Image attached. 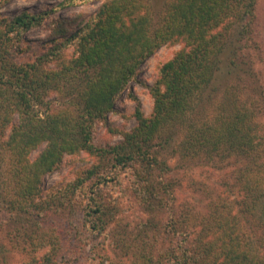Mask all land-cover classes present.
I'll use <instances>...</instances> for the list:
<instances>
[{
  "label": "trees",
  "instance_id": "16d2710c",
  "mask_svg": "<svg viewBox=\"0 0 264 264\" xmlns=\"http://www.w3.org/2000/svg\"><path fill=\"white\" fill-rule=\"evenodd\" d=\"M104 1L92 21L70 36L77 54L59 70L41 68L43 58L19 64L13 56L22 34L52 12H23L0 21V208L9 215L5 244L29 254L43 252L26 264L54 263L65 245L56 215L72 207L86 182L100 173L93 168L50 198L43 194V180L66 155L99 152L111 156L114 168H133L146 220L132 238L128 231L115 232L116 247L133 251L129 260L264 264V110L246 97V90L256 88L239 65L243 47L261 49L255 27L258 0H169L158 12L148 0ZM56 31L66 36L70 28L61 23ZM175 44L182 49L149 86L152 115L146 117L139 105L133 131L124 132V140L110 150H98L96 122L115 111L116 99L150 56ZM230 76L235 82L222 83ZM52 94L63 97L62 108L47 100ZM172 157L180 161L175 166L181 177L171 174ZM229 158L235 160L231 182L205 191L200 205H177L173 195L181 183L176 179L186 180L200 163L222 169ZM83 203L89 211L85 226L101 236L115 219L113 208L102 198L87 197Z\"/></svg>",
  "mask_w": 264,
  "mask_h": 264
},
{
  "label": "rangeland",
  "instance_id": "374dc122",
  "mask_svg": "<svg viewBox=\"0 0 264 264\" xmlns=\"http://www.w3.org/2000/svg\"><path fill=\"white\" fill-rule=\"evenodd\" d=\"M64 1L2 0L0 2V21L11 20L23 12L31 14L52 12L42 25L22 34L21 41L16 44L13 50V56L17 63L31 64L38 61L39 58H43L41 68L59 70L62 62L69 61L76 56V42L70 36L92 21L105 1L66 0V6L62 5ZM148 1L152 4L155 12H158L169 0ZM256 14L255 27L256 33L259 35L261 49L257 52L243 47L244 52L239 58V65L243 70L242 74L245 73L247 79L252 81V86L256 88L255 92L250 89L246 90V97L249 95V99L253 100L254 105L257 104L256 106L264 110V94L262 95L264 93V0H258ZM61 23L69 25L70 31L66 36L58 34L56 31ZM182 47V44L165 45L143 63L136 78L129 83L127 90L116 99L115 111L110 113L105 120L98 121L94 125L93 144L98 150H110L124 140V132L133 131L138 125L135 112L139 105L146 117L152 115L154 99L150 94L149 86L157 80L160 67L172 60ZM49 53L54 56L46 58L45 56ZM230 78L233 76L224 77L222 83L226 84L227 80L235 82ZM66 96L65 100L67 101ZM47 100H51L55 104V108H62L63 102H65L62 96L55 94L49 95ZM15 117L17 122L18 117ZM261 119L264 125V118L261 117ZM9 132L10 130L7 131V135ZM43 148L44 145L33 152L30 158L36 159ZM166 156L169 157V155ZM110 157L99 152L66 155L60 166L45 176L42 184L43 194L50 198L59 196V192L74 183L79 176L86 178L89 170L96 168L100 173L86 182L84 194L77 193L78 197L75 199L74 206L66 205L56 215L59 217L56 219L59 220L57 226L60 229L61 237H63L61 240L65 245L61 256L57 260L55 259L52 264H135L137 261L135 257L129 260V257L134 254L133 251L127 253L123 252L119 246L116 247L118 239L115 237V232L128 231L132 238L134 234L138 233L137 227L145 222L146 215H144L139 202L133 168H114ZM173 158L176 157L169 158L170 165L173 167L171 174L181 177L183 171L177 170L175 166L179 165L180 161ZM212 166V163L197 164L194 168L192 166L190 176L186 180L176 179L181 183L173 195L177 205L180 207L200 205L206 198L205 191L215 192L222 188L223 182H231L229 180H231L235 166L234 159H227L220 165L223 168L219 170ZM87 197L97 200L102 198L104 204L109 208L112 207L115 212L114 221L101 236L89 231L88 224L85 226L86 219H88L86 214L89 211H86L88 204L83 202ZM8 218L9 215L0 208V264H26L31 255H35L34 258L37 260L40 259L43 252L29 254V251H23L19 245L5 244L4 235L7 232L4 224ZM159 243L158 248H161L163 246L162 237ZM168 245L169 242L165 246ZM144 250L145 247L136 251L142 253L141 251ZM144 254L149 256L146 251Z\"/></svg>",
  "mask_w": 264,
  "mask_h": 264
}]
</instances>
